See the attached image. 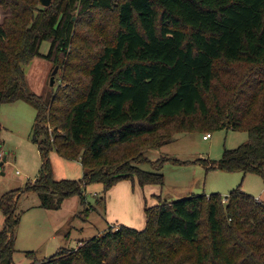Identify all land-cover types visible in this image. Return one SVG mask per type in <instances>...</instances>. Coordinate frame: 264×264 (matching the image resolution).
<instances>
[{"label": "trees", "instance_id": "1", "mask_svg": "<svg viewBox=\"0 0 264 264\" xmlns=\"http://www.w3.org/2000/svg\"><path fill=\"white\" fill-rule=\"evenodd\" d=\"M29 4L0 0L9 13L0 23V107L22 100L37 111L33 141L42 166L24 192L35 191L42 208L58 210L72 196L85 203L93 183L104 186L99 204L124 180L164 185L162 164L152 172L138 165L178 127L246 132L244 144L202 164L264 179V0H67L37 18ZM96 13L114 23H91ZM90 24V33L81 31ZM39 56L65 69L64 88L50 102L26 84L25 66ZM1 131L0 123V162ZM54 151L80 161L83 177L57 179ZM18 198L10 191L0 199V264L13 263ZM145 215L143 230L112 226L76 249L43 260L26 255L32 264H264V202L240 188L159 201Z\"/></svg>", "mask_w": 264, "mask_h": 264}, {"label": "rangeland", "instance_id": "2", "mask_svg": "<svg viewBox=\"0 0 264 264\" xmlns=\"http://www.w3.org/2000/svg\"><path fill=\"white\" fill-rule=\"evenodd\" d=\"M29 2L28 7L33 18H37L46 10L38 0H29ZM53 2H55L53 12H55L57 7L64 6L67 0H53ZM8 15L9 13L0 8V23ZM78 17V12H75L74 20L77 21ZM91 18V23L96 22L100 14L96 13ZM106 18L112 19V15L105 14L100 18L107 23L106 27H111V23L114 22H107ZM91 25L86 27L83 25L81 31L86 33L88 29L90 33ZM101 26L103 24L99 28ZM50 47L51 43L44 41L40 48L41 53L47 55ZM233 67L235 71H244L242 67L235 65ZM56 68L57 72L53 75ZM227 69L229 68L226 67L224 71ZM25 74L28 90L42 97L45 102L52 100L58 88H64L63 65H56L44 57L32 59L25 66ZM36 116L37 111L22 100L6 102L0 107L2 150L6 153L5 156H8V161L2 167L4 174H0V199L10 191H17L19 196L16 204L19 224L15 233L16 252L12 264H32L33 260L26 255L27 251L35 252L36 258L43 260L53 256L61 248L76 249L81 242L103 234L112 226L127 225L141 230L146 226V215H144L146 206L153 207L159 204V201L173 202L193 194L210 196L213 193H221L226 196L230 191L240 188L264 202V179L261 175L252 172L245 174L239 171L208 169L202 164L204 160L218 161L226 149H235L244 144L248 140L246 132L213 130L212 138L204 140V133L181 130V127H178L173 131L170 143L148 150L146 157L149 160L138 165L141 169L152 172L162 164L160 172L164 174L165 180L162 186L152 185L158 192L150 197L142 195L141 200L138 195H134V199H140V214L137 208L124 209L123 203H128L131 196L125 189L119 190L115 196L114 193L110 196L111 190H109L105 195V201L99 204L104 191V186L100 183L86 187L85 203H82L80 196H72L66 199L58 210L44 209L35 191L24 192L27 183L34 182L33 179L39 176L42 166L38 146L33 141ZM171 124L177 126L179 120L172 121ZM200 124V121L196 120L192 129L198 130ZM188 126H190L189 122L184 125V127ZM53 130L49 127L51 133ZM50 157L57 179L79 180L83 177L84 169L80 161H68L56 152ZM157 194L161 199H157ZM5 219V215L0 210V230L4 229ZM142 219L144 224L140 226L139 220Z\"/></svg>", "mask_w": 264, "mask_h": 264}, {"label": "crops", "instance_id": "3", "mask_svg": "<svg viewBox=\"0 0 264 264\" xmlns=\"http://www.w3.org/2000/svg\"><path fill=\"white\" fill-rule=\"evenodd\" d=\"M205 135L206 134H204V136ZM204 136H203V138H204ZM211 138H212V136H211ZM204 140H208V139H204ZM5 154L6 153L2 152V160H3L4 157L7 158L6 161L4 162V164L8 161V156H5ZM4 164H3V166H4ZM3 166H1V172H0V174H4L2 172V167ZM33 180H36V178H34ZM124 189H125L126 192L130 193V195H131L130 198H129L128 203H126V204L123 203L124 209H125V207H127L128 209H130V207L131 208H137L139 214H140V199L142 200V195H148L150 197L153 194H156L158 192V190L155 187H152V185H146V186L142 187L138 183H132L130 181H123V182H119L117 185H115L111 189V191L109 192L110 193V196L112 195V193H114V196H115V194L119 190H124ZM134 195H138L140 197V199L139 198L134 199ZM156 197H157V199L158 198L161 199V197L158 194L156 195ZM157 199H155V200H157ZM146 203H147V201L145 202V205H146ZM144 215H145V213H144ZM143 220L144 219H142L141 221L139 220L140 226L141 225L143 226V224H144ZM143 229H141V230H143Z\"/></svg>", "mask_w": 264, "mask_h": 264}, {"label": "water", "instance_id": "4", "mask_svg": "<svg viewBox=\"0 0 264 264\" xmlns=\"http://www.w3.org/2000/svg\"><path fill=\"white\" fill-rule=\"evenodd\" d=\"M53 0H40V4L44 7H49L52 4ZM57 72V68L53 72V75ZM54 83L53 77H52V84ZM6 157L3 158V160L0 162V167L3 166L4 162L6 161Z\"/></svg>", "mask_w": 264, "mask_h": 264}, {"label": "built area", "instance_id": "5", "mask_svg": "<svg viewBox=\"0 0 264 264\" xmlns=\"http://www.w3.org/2000/svg\"><path fill=\"white\" fill-rule=\"evenodd\" d=\"M211 136H212V134L208 133V134H206V135L204 136V139H209V138H211Z\"/></svg>", "mask_w": 264, "mask_h": 264}]
</instances>
